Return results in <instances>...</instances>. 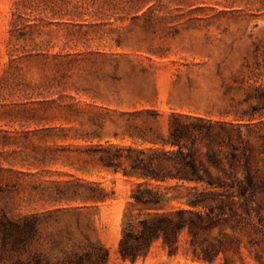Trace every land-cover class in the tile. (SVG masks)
Wrapping results in <instances>:
<instances>
[{"label":"rangeland","instance_id":"rangeland-1","mask_svg":"<svg viewBox=\"0 0 264 264\" xmlns=\"http://www.w3.org/2000/svg\"><path fill=\"white\" fill-rule=\"evenodd\" d=\"M148 7L152 12L142 14ZM147 58L153 67L143 73L138 59ZM183 60L200 65L191 84L184 72L177 80L171 64ZM241 70L245 90L231 89ZM259 86L264 89V0H0V213L39 215L45 240L66 251L98 242L108 250L106 264H208L193 259L198 246L185 234L177 254L158 240L145 258L121 259L122 223L143 180L122 173L124 159L116 172L105 167L101 149L150 147L137 137L146 127L140 113L168 112L170 96L190 95L183 108L193 111L204 108L201 96L224 104ZM259 114L254 121L262 122L264 135V109ZM159 126L166 131V121ZM258 131L248 129L251 164L264 177ZM96 187L104 201L88 197ZM250 208L242 215L248 233L225 227L208 234L238 240L230 264H264V192ZM42 250L53 252L49 244ZM211 264H223L222 254Z\"/></svg>","mask_w":264,"mask_h":264},{"label":"trees","instance_id":"trees-1","mask_svg":"<svg viewBox=\"0 0 264 264\" xmlns=\"http://www.w3.org/2000/svg\"><path fill=\"white\" fill-rule=\"evenodd\" d=\"M147 12H152L151 7L142 14ZM147 51L158 59L167 57L150 48ZM149 62L150 58L147 63L138 59L141 72L152 69ZM171 64L177 80L184 72L190 84V74L200 66L186 60ZM242 73L241 70L233 77L231 89L245 90L248 80L244 76L239 78ZM157 98L158 92L154 90L149 102L154 103ZM191 99L190 95L170 96L166 102L168 112L151 108L140 113L146 116V127L137 137L150 147L101 149L100 161L105 167L116 172L120 169L119 161L124 159L129 165L128 171L122 173L143 180L131 192L122 223L117 250L123 260L134 262L145 258L158 240L168 254H177L180 237L185 234L190 246H198V252L192 250L193 259L211 264L222 254L223 264H230L228 252L239 253L238 240L221 231L218 237L210 239L209 232L228 227L248 233L242 215L250 214L255 194L264 192V177L251 164L253 147L248 129L259 126L255 137L262 140L264 147L262 122L254 121L264 109V89L251 87L241 99L229 96L224 104L201 96L203 109L185 111L183 107ZM161 121H166L165 132L159 126ZM150 181L174 184L161 188L151 186ZM106 196L99 187L88 192L91 199L104 201ZM173 201L179 206H172ZM130 208L138 213L133 215ZM41 225L42 219L37 214L15 217L1 212L0 264H106L108 261V250L100 243L74 245L66 251L55 240H45ZM45 244L53 252L44 253Z\"/></svg>","mask_w":264,"mask_h":264}]
</instances>
